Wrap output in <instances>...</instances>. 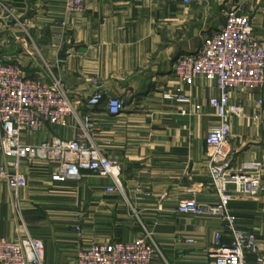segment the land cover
Segmentation results:
<instances>
[{
  "label": "crops",
  "instance_id": "obj_1",
  "mask_svg": "<svg viewBox=\"0 0 264 264\" xmlns=\"http://www.w3.org/2000/svg\"><path fill=\"white\" fill-rule=\"evenodd\" d=\"M4 1L10 12H0V59L20 65L28 75L39 72L46 81L54 73L79 114L64 126L47 124L23 134V142L74 139L82 133L83 116L90 114L91 139L120 162L123 191H107L114 184L109 175L84 170L79 181L58 182L52 179L54 162H24L27 186L16 192L0 184V236L43 239L47 264H56L74 262L81 247L133 240L149 229L165 251V259L155 258L153 264H213L215 234L223 232L220 218L184 214L177 207L192 187L199 190L200 204L218 202L205 140L218 122L209 106L217 90L198 76L190 93L202 110L191 116L181 115V106L164 94L181 86L173 74L175 61L197 52L224 25L229 8L243 4L264 43V0H195L189 5L86 0L81 15L66 14L64 0ZM98 89L123 98L124 111L111 115L106 101L89 106L88 98ZM231 98L245 108L243 117L231 120L232 166L264 163V103L257 104L264 100V86L235 90ZM3 134L0 125V140ZM229 190L239 226L264 241V193L250 199L234 184ZM76 216L83 223L80 233L72 226ZM189 237L196 243H188ZM223 240L230 241L227 235Z\"/></svg>",
  "mask_w": 264,
  "mask_h": 264
},
{
  "label": "built area",
  "instance_id": "obj_2",
  "mask_svg": "<svg viewBox=\"0 0 264 264\" xmlns=\"http://www.w3.org/2000/svg\"><path fill=\"white\" fill-rule=\"evenodd\" d=\"M174 1L189 5L195 0ZM64 6L66 14L81 15L86 11V0H64ZM6 11L10 12V9L4 0H0V12ZM225 17L224 25L207 36L197 52L182 55L175 61L173 74L181 86L164 94L165 98L175 100L181 106V115L191 116L202 110V105L190 93L196 78L202 77L206 84L212 83L217 90L210 97L209 106L218 122L208 130L205 140L209 149V172L218 202L200 204L197 200L199 190L192 187L189 196L180 200L177 208L184 214L220 218L223 232L215 234L211 251L213 264H264V241L254 230L239 226L238 216L230 207L232 194L229 190V185L234 184L237 193L250 199L264 193V163L234 168L228 149L231 120L245 115L243 104L232 102V92L239 89L253 91L264 86V43L256 36L243 4L229 8ZM182 86L187 87V91ZM105 101L113 116L120 115L125 109L123 98L108 96L99 89L87 100L91 107ZM263 103L262 98L257 100L259 106ZM71 116L79 114L59 77L51 73L46 81L39 72L28 75L20 65L0 59V125L4 130L0 140V184L5 183L10 190L19 191L28 184L22 164L32 165L37 160H44L56 164L54 181H79L83 171L88 170L113 178L114 184L107 188L108 192L123 191L120 162L108 156L91 139L90 114L83 116L80 121L82 133L74 139L55 137L36 145L23 142V134L37 133L47 124L64 126ZM165 197L166 194L162 196ZM72 226L82 232L80 216L75 217ZM224 235L229 237L228 243L224 242ZM186 241L196 243L193 237ZM158 257L165 259L164 248L154 233L145 229L133 240H112L81 247L74 262L56 264H153ZM0 264H47L43 239L31 234L18 238L0 236Z\"/></svg>",
  "mask_w": 264,
  "mask_h": 264
}]
</instances>
